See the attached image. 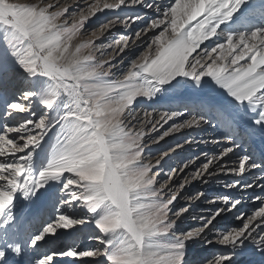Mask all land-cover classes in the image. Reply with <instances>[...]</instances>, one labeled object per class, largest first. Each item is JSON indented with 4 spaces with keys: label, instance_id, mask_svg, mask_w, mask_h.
Masks as SVG:
<instances>
[{
    "label": "snow or ice",
    "instance_id": "1",
    "mask_svg": "<svg viewBox=\"0 0 264 264\" xmlns=\"http://www.w3.org/2000/svg\"><path fill=\"white\" fill-rule=\"evenodd\" d=\"M96 33L95 57L61 66ZM85 138L175 221L141 259L264 264V0H0V264H140L107 231L106 191L68 164Z\"/></svg>",
    "mask_w": 264,
    "mask_h": 264
},
{
    "label": "clouds",
    "instance_id": "2",
    "mask_svg": "<svg viewBox=\"0 0 264 264\" xmlns=\"http://www.w3.org/2000/svg\"><path fill=\"white\" fill-rule=\"evenodd\" d=\"M35 3L39 4L41 0H35ZM99 35L100 33H96L93 36H81L74 39L71 51L62 56L59 60L60 64L69 67L78 59L85 60L95 57L96 50L91 47L90 41ZM77 49H79L78 58L72 55ZM100 70V66L96 65L86 69L84 75L90 76ZM84 87L95 90L96 86L85 84ZM85 102L87 103L88 100L86 99ZM110 119L118 122L119 116ZM104 131L107 129L105 128ZM76 151L78 156L70 158L68 164L82 163L95 177L97 186L106 191L109 203L106 205L102 219L108 225L107 231L123 229L129 251L136 255L140 264H149L151 257L147 250L143 252V259H141V240L144 237L155 235L156 232L167 233L175 223V221L165 222L169 218L167 212L164 211L166 206L160 203L162 197L157 199L159 190H153L151 180L143 183L133 180L132 178L137 176L139 170L127 164L115 163L120 159L119 154L113 152L110 158L102 138L95 140L85 138L79 143ZM118 169L121 174L117 173ZM175 247L179 249L182 245ZM182 258L183 253L177 252L171 264H181Z\"/></svg>",
    "mask_w": 264,
    "mask_h": 264
},
{
    "label": "rangeland",
    "instance_id": "3",
    "mask_svg": "<svg viewBox=\"0 0 264 264\" xmlns=\"http://www.w3.org/2000/svg\"><path fill=\"white\" fill-rule=\"evenodd\" d=\"M17 2L26 3V2H32V0H17ZM61 66H63V65L61 64ZM64 83H65V85L68 86V88H73V87L78 88L77 81L76 80H72L71 78L66 79L64 81ZM165 127H167V125ZM161 131H163V129ZM176 135H179V134H176ZM207 147L208 146L201 145L200 147H194L193 151L199 152L201 150V148H204L205 150H207ZM45 153H46V156H47V150H45ZM147 154L148 153L146 152L145 155H147ZM225 178L228 179L227 177H225ZM193 184H195V183L193 182ZM213 187L214 188H219L220 186L219 185H214ZM191 189H192V186L189 187V191H191ZM244 207H245V209H247L249 207V205L245 204ZM198 248H199V245H192V252H193L194 255L196 254ZM125 264H134V262L133 261H127V262H125Z\"/></svg>",
    "mask_w": 264,
    "mask_h": 264
},
{
    "label": "bare ground",
    "instance_id": "4",
    "mask_svg": "<svg viewBox=\"0 0 264 264\" xmlns=\"http://www.w3.org/2000/svg\"><path fill=\"white\" fill-rule=\"evenodd\" d=\"M14 2H17V0H14ZM32 2H35V0H32ZM26 3H28V2H26ZM77 86H78V88L80 87V83L77 81ZM85 102V101H84ZM88 103V102H87ZM86 102H85V104H87ZM44 157L46 156V153L44 152L43 154H42ZM46 158V157H45ZM219 179H223V180H225L226 178L225 177H223V176H221V177H219ZM195 184H193V185H196V186H198L197 185V182H194Z\"/></svg>",
    "mask_w": 264,
    "mask_h": 264
}]
</instances>
